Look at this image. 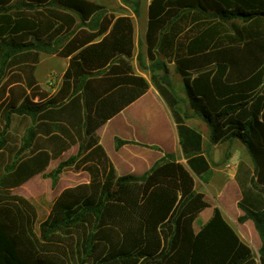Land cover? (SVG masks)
Instances as JSON below:
<instances>
[{
  "label": "trees",
  "instance_id": "1",
  "mask_svg": "<svg viewBox=\"0 0 264 264\" xmlns=\"http://www.w3.org/2000/svg\"><path fill=\"white\" fill-rule=\"evenodd\" d=\"M122 1L139 15L138 0ZM147 15L150 65L141 52L137 61L150 81L131 64L129 15L91 0H0V264H256L218 207L194 230L210 204L173 154L141 175L119 176L99 143L98 128L152 83L171 111L188 166L204 180L211 173L202 136L186 125L158 54L174 62L210 143L237 139L252 157L257 192L244 190L238 221H253L264 264V186L256 184L264 185V0H150ZM41 53L69 58L50 96L35 77ZM74 144V154L46 171L57 155L47 146ZM69 168L89 181L65 187L38 222L35 203L11 189L35 175L55 186Z\"/></svg>",
  "mask_w": 264,
  "mask_h": 264
},
{
  "label": "crops",
  "instance_id": "2",
  "mask_svg": "<svg viewBox=\"0 0 264 264\" xmlns=\"http://www.w3.org/2000/svg\"><path fill=\"white\" fill-rule=\"evenodd\" d=\"M148 5L146 7L144 22H142L140 26L132 15H129L133 20L134 26V51L131 64L134 72L145 78V71L142 70L138 64L137 54L139 53L140 37H143L145 40ZM115 14L127 15L125 13ZM43 54L45 53L40 54L39 61L36 65L35 77L40 87L48 92V96H50L58 90L61 84L62 75L67 68L69 58L59 57L55 54H45L47 57H43ZM44 60L48 63L46 67H44V70L40 72L38 64ZM142 60L144 61L143 56ZM54 73L56 74L55 80H53L52 76ZM34 101H38V97H36ZM185 123L189 127L197 130L202 136V155L206 158L211 170V173L206 180L200 178V176L188 166L187 159H185L183 155L176 123L173 120L171 111L152 83H149V88L143 95L131 102L98 128L97 134L99 137V143L103 147L119 176L127 174L141 175L164 154H173L178 161L182 162L191 171L196 190L204 193L206 200L210 204V206L206 207L199 213L198 218L193 225L194 230L198 231L200 228L199 223H205L211 217L213 208L218 207L226 222L236 231L241 240L252 249L256 264H260L259 249L261 246V239L255 229L253 221L251 219H247L244 222L238 221V217L244 214L242 209L238 206V203L243 198L244 190L245 193H248L249 188H251L253 191L257 192V189H254L250 185L251 177L256 180L255 164L252 157L244 144L237 139L218 144H211L209 140V128L203 120V125L200 126V129L189 124L186 120ZM12 129L13 125H11L9 130L12 131ZM52 134L53 132H50L49 134L42 133L41 136L44 138ZM115 137L135 141L139 144L128 143L117 148L114 142ZM205 142L209 143V147L212 151L214 150V156L210 157L208 155L204 146ZM76 150V144L65 150H59L58 148L53 149L52 145L47 146L48 152H56L57 155L50 161L46 171L52 169L58 161L64 160L69 155L74 154ZM225 153L227 159L224 162L221 160L222 164H213L212 161L216 162V160L221 159L222 154ZM224 159L225 157L223 160ZM38 176L39 175H35L26 182L35 179ZM72 177L75 178V175L73 174ZM88 181L89 176L84 172L83 179L76 184ZM256 184L258 188L264 186L260 183ZM22 185L12 188V192L16 193V189ZM63 189L64 187H61L56 190L54 198ZM259 193L264 200V194L261 192ZM203 215L204 218H201Z\"/></svg>",
  "mask_w": 264,
  "mask_h": 264
},
{
  "label": "rangeland",
  "instance_id": "3",
  "mask_svg": "<svg viewBox=\"0 0 264 264\" xmlns=\"http://www.w3.org/2000/svg\"><path fill=\"white\" fill-rule=\"evenodd\" d=\"M92 1L102 4L103 6H105L107 10L111 12L125 13L127 15H132V17L135 19V21L139 26L142 22H144L146 7L150 2V0H138L139 15L136 16L132 10V7L130 5L125 4L122 0H92ZM131 1L133 2L137 0H131ZM236 25L238 27H242V24L238 21H236ZM139 52H141L142 56L144 57L145 65L149 66L150 61L146 57V44L143 37H140L139 39ZM43 57H47V55L43 54ZM158 58L166 62V65L169 70V78L171 81L172 89L177 98V105L181 111V114L184 116H188L186 121L189 124H192L196 126V128L200 129V126L203 125L202 120L193 113L192 109L189 106V102L185 95L181 78L178 72L176 71L174 62L170 58L162 56V54H158ZM47 63L48 62L44 60L43 62H40L38 64L39 66L38 68L40 72L44 70V67H46ZM144 73L146 75V78L150 81L151 73L149 71H146ZM52 76H53V80H55L56 74L54 73ZM204 146L208 155L210 157L214 156V150L212 151V149L209 147L210 146L209 143L205 142ZM226 156H227L226 153L222 154L221 159L216 160L218 164L215 161H212L213 164L216 165L222 164V161L224 162L227 159ZM224 157L225 159L223 160ZM73 174L75 175V178L72 177ZM83 174L84 171L82 170H75L73 168L66 169L59 175L60 179L55 186H51L49 179L38 176L35 179L26 182L21 187L16 189V193L31 199L35 203L37 209V218L39 222L47 215L56 190H58L61 187L65 188L76 184L77 182L83 179ZM201 218H204V215Z\"/></svg>",
  "mask_w": 264,
  "mask_h": 264
}]
</instances>
